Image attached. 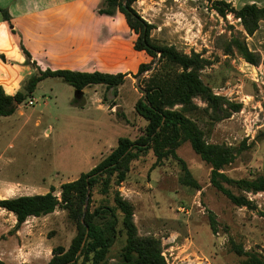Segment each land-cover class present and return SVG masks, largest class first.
I'll use <instances>...</instances> for the list:
<instances>
[{"label": "rangeland", "instance_id": "obj_1", "mask_svg": "<svg viewBox=\"0 0 264 264\" xmlns=\"http://www.w3.org/2000/svg\"><path fill=\"white\" fill-rule=\"evenodd\" d=\"M226 1L236 8L252 3L264 6V0ZM133 7L154 25L155 44L205 60L201 80L215 96L225 99L223 109L230 115L218 119L200 97L193 99L197 108L184 113L202 130L207 144L232 153L233 161L223 172L234 179L264 175V21L248 34L240 19L231 14L222 17L208 0H136ZM128 31L130 35L115 27L103 43V49H119L120 57L110 70L130 68L126 73H132L117 96L97 84L77 97L73 86L49 77L35 89L33 105L27 101L14 115L0 116V198L45 194L52 187L60 196L63 183L99 164L117 147L119 138L135 140L142 135L147 122L136 113L135 105L159 58L145 52L142 63L152 68L139 74L142 54L132 44L138 35ZM233 33H241L240 39L260 59L258 65L227 53ZM91 45L99 47L98 42ZM227 103L241 107L233 110ZM174 109L182 110V106ZM250 125L252 134L247 132ZM176 152L178 159L169 157L158 164L153 151L133 160L127 179L114 188L132 205L138 235L160 242L166 264H243L246 257L235 252L237 246L264 259V192L246 193L254 209L238 207L212 186L210 165L189 142ZM102 203L113 205V193L103 196L95 189L90 210ZM16 225L14 214L0 209V260L5 264H47L54 248L68 249L77 235V224L63 207L29 218L19 228ZM125 244L126 236L119 232L104 264H119Z\"/></svg>", "mask_w": 264, "mask_h": 264}, {"label": "trees", "instance_id": "obj_2", "mask_svg": "<svg viewBox=\"0 0 264 264\" xmlns=\"http://www.w3.org/2000/svg\"><path fill=\"white\" fill-rule=\"evenodd\" d=\"M135 1L103 0L98 6L97 13L112 17L122 13L130 29L138 35L134 49L144 51L152 58H159L153 73L144 81L146 88L143 90V97L135 105L136 113L147 122L142 135L135 140L128 137L119 138L117 147L99 164L78 179L63 183L60 196L52 187L45 194L0 198V209L14 214L17 228L29 218L52 214L59 207L68 211L71 219L77 224V235L68 249L63 246L54 248L52 258L47 264H104L119 232L126 236V244L118 258L119 264H166L161 254L160 242L138 235L132 205L121 197L118 190H114L127 179L130 163L150 151H153L158 164L169 157L178 159L176 150L184 142H189L200 158L210 165L212 186L238 207L254 209L255 204L249 200L246 193L264 192V175L240 179L226 175L223 170L233 161L232 153L219 146L207 144L202 130L184 113V111L192 113L197 108L193 99L200 97L210 105L218 119L230 115L229 110L223 109L222 102L225 99L215 96L211 88L201 80L200 72L205 66V60L195 53L187 55L173 46L155 44L151 38L154 25L145 21L135 10L133 7ZM208 2L222 17L226 18L231 14L235 19H240L248 34H253L259 28V23L264 21V6L260 7L256 3L236 8L226 0ZM3 14L5 20H10L6 11ZM240 37L241 33L231 35L226 47L227 53H237L246 61L258 65L260 59L249 51L246 42ZM21 48L26 56V64L32 66L35 71L14 95L7 94L0 86V116H12L20 105L33 98L38 84L49 77L60 78L76 91L82 92L92 85H105L107 89L114 90L117 96V90L124 84L126 76L132 74L81 72L69 69L42 70L23 44ZM151 68V64L142 63L138 73L141 74ZM74 101L78 104V98ZM106 101L105 97L104 102ZM227 104L233 110H239L241 107L232 103ZM177 105H181L182 110L174 109ZM114 106L116 104L111 107ZM183 166L186 167L185 164ZM187 177H190L189 172ZM95 189L103 196L113 193L114 204L102 203L91 211L90 204ZM211 222V228L215 233L217 232L215 221L212 219ZM120 224L121 230L118 229ZM87 229L88 238L78 257ZM235 252L246 257L243 264H264V259L255 252H245L239 246L235 248ZM0 264L5 263L0 260Z\"/></svg>", "mask_w": 264, "mask_h": 264}, {"label": "crops", "instance_id": "obj_3", "mask_svg": "<svg viewBox=\"0 0 264 264\" xmlns=\"http://www.w3.org/2000/svg\"><path fill=\"white\" fill-rule=\"evenodd\" d=\"M90 1L93 4H89ZM102 1L0 0V86L6 93L14 95L35 71L26 64L21 44L42 70L130 71V68H109L115 66L120 55L117 54L119 49H103L105 39L113 35L115 27L120 30L124 28L127 35H130V28L124 22L122 13L113 17L98 14L97 9ZM4 11L10 20L4 19ZM92 42H98L99 47H93ZM138 52L142 54V64L145 52ZM99 100L102 103V99ZM29 101L34 104L33 100Z\"/></svg>", "mask_w": 264, "mask_h": 264}, {"label": "water", "instance_id": "obj_4", "mask_svg": "<svg viewBox=\"0 0 264 264\" xmlns=\"http://www.w3.org/2000/svg\"><path fill=\"white\" fill-rule=\"evenodd\" d=\"M82 93H83L82 91H76V95H77V97H81V96L83 95ZM87 205H88V201L86 202L85 212H86V210H87ZM87 238H88V229H87V233H86V235H85L84 241H83V243H82L81 249H80V251H79V253H78V257L81 255V253H82V251H83V248H84V246H85V244H86Z\"/></svg>", "mask_w": 264, "mask_h": 264}, {"label": "built area", "instance_id": "obj_5", "mask_svg": "<svg viewBox=\"0 0 264 264\" xmlns=\"http://www.w3.org/2000/svg\"><path fill=\"white\" fill-rule=\"evenodd\" d=\"M29 103L32 104V101H30ZM253 130H254L253 126L250 125V126L247 127V132H249L248 134H252Z\"/></svg>", "mask_w": 264, "mask_h": 264}]
</instances>
